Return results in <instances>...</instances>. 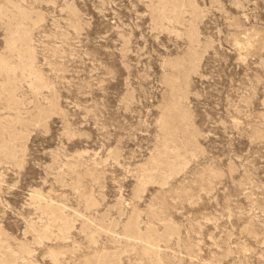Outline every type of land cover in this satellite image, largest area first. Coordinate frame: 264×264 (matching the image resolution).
Returning <instances> with one entry per match:
<instances>
[{"label":"rangeland","instance_id":"obj_1","mask_svg":"<svg viewBox=\"0 0 264 264\" xmlns=\"http://www.w3.org/2000/svg\"><path fill=\"white\" fill-rule=\"evenodd\" d=\"M0 264H264V0H0Z\"/></svg>","mask_w":264,"mask_h":264}]
</instances>
